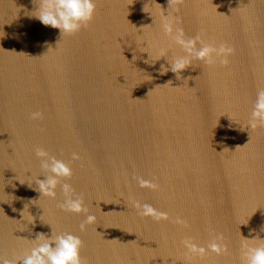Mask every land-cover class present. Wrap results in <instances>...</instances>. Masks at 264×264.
Masks as SVG:
<instances>
[{
  "label": "water",
  "instance_id": "water-1",
  "mask_svg": "<svg viewBox=\"0 0 264 264\" xmlns=\"http://www.w3.org/2000/svg\"><path fill=\"white\" fill-rule=\"evenodd\" d=\"M38 2L0 0V257L53 231L80 237L82 264H185L182 240L216 237L227 253L193 264H241L243 239H264V127H247L264 88V0H96L73 36L33 17ZM165 17L186 38L232 47L228 63L161 74L185 55ZM37 148L72 168L62 183L96 217L86 231L59 188L56 199L35 190ZM135 202L169 219L141 217Z\"/></svg>",
  "mask_w": 264,
  "mask_h": 264
},
{
  "label": "clouds",
  "instance_id": "clouds-1",
  "mask_svg": "<svg viewBox=\"0 0 264 264\" xmlns=\"http://www.w3.org/2000/svg\"><path fill=\"white\" fill-rule=\"evenodd\" d=\"M95 12L96 0H39L32 16L44 26L59 30L61 36H73L90 25ZM163 29L165 34L171 36L184 50L185 55L176 56L171 61L167 59L169 67L161 65V74L171 71L177 79H180V74L192 65L193 60L212 65L217 58H221L220 62L226 65L227 58L234 52V49L228 45L221 44L217 47L203 42L199 36L186 38L182 29H173L172 22L167 17H165ZM165 56V50L161 49L159 59L152 61L148 53L149 58L145 62L153 64ZM31 119H42V113L33 112ZM247 127L250 130L264 127V88L257 90ZM35 156L40 161L42 173L40 175L44 176L43 180L37 178L39 175L34 178L35 190L41 194V197L56 199L59 188L64 196L63 203L60 205L61 210L70 214H83L85 219L80 224V231H86L88 226L95 223L96 217L89 213L83 197L75 196L69 183H62L69 180L73 174L69 163L50 155L44 148H37ZM72 159L79 160L80 155L74 152ZM137 183L141 188L152 190L159 188L158 184L143 178H137ZM133 207L141 217L151 218L157 222L169 219L167 213L158 211L150 204L135 202ZM177 223L185 222L178 219ZM222 240V237H216L206 247L196 244L190 238L182 240L185 264H193L195 260L205 258L209 253L216 255L227 253V246ZM255 241L259 242L254 243ZM30 242L31 247L22 256L11 259L0 257V264H82L80 252L83 241L78 235L68 232L56 234L53 231L51 236L38 233ZM241 264H264V239L259 237L243 239Z\"/></svg>",
  "mask_w": 264,
  "mask_h": 264
}]
</instances>
